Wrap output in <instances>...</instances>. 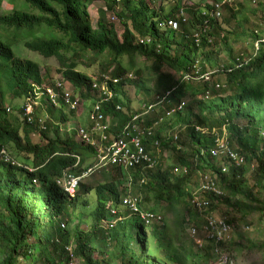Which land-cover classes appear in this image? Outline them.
Segmentation results:
<instances>
[{
    "label": "trees",
    "instance_id": "1",
    "mask_svg": "<svg viewBox=\"0 0 264 264\" xmlns=\"http://www.w3.org/2000/svg\"><path fill=\"white\" fill-rule=\"evenodd\" d=\"M3 1L0 0V9ZM22 1L25 5L22 4L20 9L14 7L13 13L0 16V264H70L74 258L81 260L83 264H112L117 262L112 261L114 252L122 255L119 264H165L158 257V250L162 247V252L167 257L168 245H163L164 242L158 240L154 250L153 243L147 240V230H150V237L153 239L159 238L163 233L145 226L140 214L128 209L130 213L127 212L125 219L119 212H111L112 209L121 207L120 179L126 178V175H130L133 182L145 180L148 183L145 184V205L149 206V194L152 192L156 203L153 206L160 205L161 202L175 205L182 201L190 216L187 222L199 227L201 224L195 217H198L197 214L203 217V214L193 204V192L199 184L196 183L194 190L193 185L189 186L190 178L195 172L209 171L215 176L222 195L205 194L208 214L222 216L225 212L217 211V208L226 203L228 207L238 211L257 210L264 219V135L261 133V129H264V113L259 111L264 106V43L260 44L257 54L251 44L250 49L245 48L233 57V47L229 40L238 39L237 36L242 38L244 34L243 29L231 24V19H235L238 10L236 6H241L239 1L234 0L232 4L229 2L225 6L221 17L226 11L230 18L225 15L221 25L218 23L219 18L204 15L203 9L195 12L193 7L186 9L190 19L183 22L180 14L185 10L179 1L178 6L165 13L162 8L160 11L150 10L147 0H139L133 5L124 0V8L120 14L123 22L121 35L111 23L105 25L98 22L97 28L93 27L87 10V4L91 0ZM120 2L108 0V8L113 11ZM259 14L258 20L264 22L262 4L255 14L256 18ZM170 20L176 21V29L162 27ZM206 22L210 26V37H201L200 44L197 45L194 34ZM257 28L258 24L251 31V36H257ZM47 33L49 35L46 36ZM60 36L67 41L64 42ZM28 37L32 39L25 43L26 48L46 58L60 59L65 67L63 77L70 83L71 92L83 97L90 94L93 86L91 78L77 70L78 60L87 53H93L95 57L106 54L109 60L112 57L111 64L112 61L115 62L116 69L103 73L97 82L101 86L104 80L109 81L108 87L117 95L124 92L123 85L131 81L127 67L123 66L125 56L131 58L136 55L139 59H145H140L141 62H151L150 71L156 77L154 94L148 93V97L141 100L147 116L142 115L145 120L139 121L147 132H151L152 140H144L147 153L152 158H160L155 141H161V146L167 145L161 140L160 133L168 116H171V121L175 119L177 124L187 127L189 148L194 147L180 151L182 154L177 164L166 170L156 167L158 162L153 159L156 169L148 168L146 163L127 172L115 167L108 168L114 172L111 181L98 182L95 187L81 182L75 195L71 196L58 185L59 181H64L65 173L80 177L88 168L94 167L96 150L80 141L75 130L64 138L61 136L60 129L67 121V115L63 110L56 112L48 99L45 104L46 114L43 115L49 116V119L45 120H42L41 109L26 114L23 106L20 110L23 116L18 119L12 113L19 107L12 103L5 106L7 95L12 100L45 96L41 91L44 90L45 93V88L38 86L37 89L32 83L42 85L46 79L41 75L38 64L21 59L13 49L18 38ZM65 53H72L78 60L69 59L70 63L64 64L62 59L65 58ZM227 54L229 59L224 62L222 57ZM253 54L256 55L253 57ZM240 63L243 67L237 68ZM165 67L172 72L164 73ZM210 68L217 70L212 77L218 75L224 83L201 78ZM115 79L118 81L113 82ZM58 82L65 81L60 80L56 84ZM216 84L220 85L219 88H216ZM187 96H190L193 104L185 107L183 100ZM198 96L201 98L198 99ZM119 98L120 96L101 106L105 118H112L108 130L112 137L122 135L133 114L129 106L122 110L116 109L121 103ZM57 100L60 102V96ZM65 105L63 101L60 102V106ZM194 108L197 109L196 112ZM139 111L135 113L139 114ZM169 112L170 115H167ZM55 119L56 122L53 121ZM160 119L161 126L154 127L153 122H159ZM242 121L246 124H241ZM196 127L208 129L210 133L197 132ZM32 135H36L39 141L33 142ZM216 138H224L229 151L244 154L248 166L246 163L235 164L230 154L225 152L220 154L218 162L212 150L218 148ZM10 144L14 151L27 156L24 160H29L26 162L28 165H25V161L21 164L33 171L12 165V160H7L6 153H2V150L7 149ZM174 150L179 151L176 147ZM221 162L229 165L227 173H223L218 165ZM250 166L253 168L252 180L255 185H250L245 178ZM175 168L181 169L178 174L174 173ZM183 169H186V173ZM140 186L143 187L144 184L140 183ZM260 186L263 193L256 194ZM230 197H241L243 200L232 201ZM244 200L254 202L255 206ZM94 202L95 207L92 206ZM141 204V210L148 212ZM80 205L91 207V212L87 213L92 220L89 231L81 229L80 224L75 223L76 210ZM108 205H112L109 210ZM151 213L157 214L154 210ZM109 214L113 218L120 216L122 219L114 227L104 229L99 223L108 219ZM33 237L34 242L31 241ZM100 238L104 248H107V255L102 249L100 251L93 246L94 241ZM261 248L264 249V244H261ZM102 254L105 255L104 259L96 258ZM176 261L180 262L179 259Z\"/></svg>",
    "mask_w": 264,
    "mask_h": 264
},
{
    "label": "rangeland",
    "instance_id": "2",
    "mask_svg": "<svg viewBox=\"0 0 264 264\" xmlns=\"http://www.w3.org/2000/svg\"><path fill=\"white\" fill-rule=\"evenodd\" d=\"M121 1L120 3L116 4L114 7V10L108 8V0H91L87 4V10L90 15V18L92 20V24L94 28H97L98 22H102L105 25H108L111 23L115 29L117 30V33L121 35L123 30V22H122V16L121 11L123 10V1L124 0H117ZM129 1L130 4L133 5V3H138L139 0H125ZM178 1L180 2V6L185 10L183 13L185 18L188 20L190 19V16L187 14V10L189 8L193 7L195 12L197 10H205L206 5H209V3H217L218 1L222 0H147V4L150 10L155 9L156 11H160V8H162L165 13L171 11L174 7L178 6ZM234 0H231L230 3L232 4ZM239 1L241 3V6H236L237 11L235 14V19H231V24L235 25L240 30L243 29L244 34L241 37L237 36L238 39L229 40L230 45L233 47V57H235L237 54H240L239 52L244 51L243 49L247 48L250 49L251 44L254 42V37L251 36V31L256 28V25L261 22L256 18L255 14L259 10L258 4L255 6L251 1L248 0H235ZM264 2V0H260L259 2ZM258 2V3H259ZM229 3V4H230ZM25 2L22 0H4L1 9H0V16L1 15H8L13 13L14 7L17 9L21 8V5ZM227 4V5H229ZM198 7V8H197ZM26 8V6H25ZM225 8V6H224ZM223 8V11H224ZM202 10V13L204 14V11ZM117 11V13H116ZM227 15L230 18L229 13L227 14L225 11V14H223V17ZM223 17L219 18L218 23L223 25ZM227 17V18H228ZM178 25V24H177ZM174 29V28H173ZM227 30H230V27L226 28ZM261 30V29H260ZM263 31V30H261ZM53 32V31H52ZM44 34V33H42ZM56 35H59L58 32L55 33ZM49 35L48 33L46 36ZM204 36L205 38H209L208 32L200 29L199 36ZM38 36H41L39 34ZM19 39V38H18ZM16 41V43L13 46V49L18 57L21 59H28L38 64L40 68V73L43 77H46V79L43 81V87L50 88L56 84L57 81L63 80L65 81L64 85L67 86V88L71 91V86L69 82H66V80L63 77V72L65 70V67L62 65V62L57 57H49L46 58L42 56L39 53L31 52L29 51L25 43L28 41H31L32 38H23ZM60 39H63L64 42L67 41L66 38H63L60 36ZM249 42V43H248ZM252 53V50L251 52ZM65 58H63L64 64H69L71 60H78L76 57L72 56V53H65ZM201 55V54H200ZM202 57V55H201ZM108 55H98L94 56L93 53H87L84 58H80L78 60L77 64V70L80 73H83L87 75L89 78H91L92 82H95L98 80L103 73L111 72L116 69L115 62L111 59H107ZM141 61H145L144 58H141ZM138 56L133 55L131 58L128 56H125L123 58V66L127 67V72L130 73L131 81L123 85L125 87V91L120 93L119 96L122 98L121 103L123 104V108L129 106L130 108L135 111L138 109V107L143 104L141 100H145L148 96L146 94L152 93L153 89H155V79L156 77L153 76L150 71V65L151 62H141ZM229 59V54L225 55V57H222V60L226 62ZM139 60V61H138ZM109 65V66H108ZM108 67V68H107ZM213 70V69H209ZM164 73H171V69L168 67H165L163 69ZM142 78V79H141ZM222 81V77L220 79ZM91 82V83H92ZM223 82V81H222ZM224 83V82H223ZM139 84V85H138ZM142 85H145L143 87ZM101 90V87L98 91ZM143 90V91H142ZM76 96H81L79 93L75 94ZM82 97V101L86 107V111L80 114L70 113L69 108H64L63 111L67 115V121L63 125V128L60 129V134L64 138L68 134L70 135L72 130H80L83 129L86 132H89L90 129L87 128L89 122L87 121L86 112L90 110L89 108V100L91 98H95L93 94L90 92V94L87 97ZM190 97V96H189ZM188 96L185 97L183 100L185 102V107H188L192 105V99ZM198 99L201 98L200 96L197 97ZM150 99V98H149ZM12 104L19 107L18 110L14 109V112L11 113L17 116V118L21 119L23 116V112L21 110L22 106L24 107L25 113L31 114L36 109H41L42 112V120H45L43 114H46V98L41 97L38 99L37 97H33L30 99L22 98H16L12 100L10 98V95H7L5 100V106H10ZM44 107V108H41ZM195 112L197 111L196 108H194ZM60 111V109L55 110ZM187 111V110H186ZM260 113H264V106L259 110ZM183 116H186L183 114ZM173 119L171 121H165L163 123V130H161V140L164 141V144L167 143L165 146L159 145L158 147V153L160 154V158H158V163L156 164V167H161L163 170L168 168L171 165L177 164L178 160L180 159V155L182 154L180 151H186L189 148L190 145V138H189V131L187 127L184 125L177 124ZM53 121H57L56 119ZM111 120L110 117L106 118L105 124H110ZM241 124H246V122H241ZM142 130L140 129H135ZM261 133L264 135V129H261ZM90 134V132H89ZM140 136H139V135ZM177 134L178 140L173 141L172 136ZM91 137H94L92 134H90ZM135 137L139 138L140 140H152L151 137H142V133L138 132ZM33 142L39 141L38 137L36 135L31 136ZM171 138V140H169ZM217 147L213 148L212 150L216 153L220 152L222 148L226 149L228 151V146H225V140L224 138L221 139H215ZM96 143L94 139L92 140L91 146H93ZM174 147H176L175 151ZM191 146L189 148L192 149ZM7 149L2 150V153H6L7 160L11 159L13 163L18 164L22 161L28 162L29 160H24L27 156L25 154H19L17 151H14V147L10 144ZM226 152V151H225ZM233 157L237 159H244V154H241L240 152H232ZM246 159V158H245ZM244 159V163L248 166V163ZM4 160V161H7ZM216 160L220 162V157L217 156ZM94 160L92 161V163ZM23 163V162H22ZM91 163V164H92ZM221 168H228L229 165L218 163ZM249 168V167H248ZM156 169V168H154ZM208 175L209 171L207 172H195L190 178V187H194V190L196 189V183H200L201 175L206 174ZM70 174V173H65ZM254 174L252 166L248 170H246L245 178L250 183V185H255V182H253L252 175ZM111 175H114V172L111 169L107 170H99L94 172L92 175H89L87 177H84L82 179V184L86 186H93L95 187L98 182H109L111 181ZM175 176V174H174ZM120 190L122 191V198L129 197L131 199H139L142 206L145 207L144 209H148L151 211H156L157 214L155 218L150 219L149 221H145V226H151L153 227V230H157L158 233H163L159 238H151L150 237V230H147V240L149 243H153L154 250H155V244L158 240L160 242H164L163 245H168V256L162 252L163 248L161 247L158 250V257L163 260L165 264H212L213 261L217 262L219 260V257L215 254V245L212 241H210L207 238L206 234V226H204L205 222L203 223V217L201 215L197 214V218L195 217V220L199 222L201 225L199 227L193 226L187 222V220L190 218V216L187 214L185 208L184 202H179L174 205V203H167V202H161L160 205H155L154 200V192L150 193V204L149 206L145 205V197L147 196L146 192V182L141 183L144 184L143 187L140 186V183L138 181L132 180V177L130 175H126V178L120 179ZM59 184V183H58ZM146 184V185H145ZM257 193H263L261 186L257 190ZM94 195V194H93ZM263 195L260 196L262 198ZM232 201H235L236 199L243 200L241 197H230ZM249 204H252L255 206V203L252 201L244 200ZM122 205H126L124 203V200L121 201ZM96 202L92 204L93 207H95ZM108 210L112 208V205L107 206ZM157 207V208H154ZM91 207H84L80 205L78 209L76 210V219L75 223H79L81 226V229L85 231H89L92 220L88 216L87 213L91 212ZM117 211L119 212V215L122 217L127 218V208L124 207H117ZM217 211H223L222 216L218 217H225V219L230 221L234 225V229L231 232L230 240L224 244H222L219 248L220 251L224 252V254L230 255V260L234 262V264H264V249L261 248V244H264V219L261 217V214L257 210H252L250 212H244V211H238L235 208H230L226 205V203H222L218 205ZM117 212V213H118ZM130 213V212H129ZM248 213V214H247ZM204 214H208L206 211H204ZM83 215V216H81ZM215 216V215H214ZM120 220L117 217L113 218L110 214L108 215V219H104L100 221L99 225L104 227V229H109L115 226L117 221ZM196 228L197 232L196 234L191 233V229ZM34 242V237L31 240ZM93 246L100 250H103L105 254L106 247L104 248L103 240L97 239L94 241ZM122 247V245H120ZM109 249H112V246H109ZM122 255L120 252H114L112 256V264H119V260H121ZM96 258L104 259L105 255L102 254V256L97 255ZM176 259H179L180 262H177ZM70 264H83V262L79 259L74 258Z\"/></svg>",
    "mask_w": 264,
    "mask_h": 264
},
{
    "label": "built area",
    "instance_id": "3",
    "mask_svg": "<svg viewBox=\"0 0 264 264\" xmlns=\"http://www.w3.org/2000/svg\"><path fill=\"white\" fill-rule=\"evenodd\" d=\"M226 2V0L223 1V3ZM215 8L217 9V16L220 15V7L221 4H214ZM184 11H181V16L183 19V22L186 21V18L183 16ZM205 14V13H204ZM177 23L174 20H170L167 23L163 24L162 27L170 28V29H176ZM205 32L208 30L207 22L204 27ZM199 32H196L194 34V39L197 44L200 42V36ZM147 40V39H145ZM256 48L258 49V45H256ZM199 70H197V73ZM215 73V71L208 72L201 78L210 82H216L217 77L213 78L212 75ZM116 82V80H115ZM219 84H216V88H219ZM94 88H97V85H94ZM103 90H105V87H102ZM46 93L49 97V100L51 104L54 107H57L60 102H58L57 97L60 96V101H63V103L66 104V106L77 113H82L86 111L85 105L82 101L81 96H76L71 91L67 89V87L62 82H58L56 84L55 89L48 88L46 90ZM29 114V113H27ZM138 119V117H135L131 123H129L125 130L123 131V134L121 137L118 138H112L110 141V144H105V141L109 140L108 136L106 135V132L109 129V125L105 124V116L101 112V106L99 103L95 104L91 111L89 112V121L91 123V129L90 134H92L94 137H91L89 132L84 131L83 129H78V139L80 141H83L87 144H92V140L96 141V143L93 145L97 149V158H98V168H104L108 165H113L117 167H121L123 169H129L134 167H139L142 164H147V167L152 169L155 166V163L153 162V158L145 151V148L143 146V140H140L139 138L135 137L138 132L142 133V137H144L145 132L142 129H140L138 125H136L134 122ZM149 135L151 134L150 130L147 132ZM139 135V134H138ZM95 136L99 137V139H96ZM140 136V135H139ZM226 151V152H225ZM230 154V157L233 159L235 164L241 165L244 163V159H237L234 158L229 150L222 148L220 152L216 153L213 152V156L220 157V154L224 153ZM153 159V160H152ZM223 173H227L229 168H222L221 169ZM186 173V169L183 170ZM91 172V170L89 171ZM175 172H180L178 169L175 170ZM87 174V173H86ZM85 174V175H86ZM64 181H59V184L62 185L63 189L70 193L72 196L75 194L79 182L81 180V177H76L70 174H66L64 177ZM200 183L198 185V188L193 192V204L197 208V210L203 214L205 224L206 226V234L207 238L212 241L215 245V254L217 257H219V260L217 262L213 261L212 264H234L232 260H230V255L224 254V252L220 251L218 247H220L222 244L228 242L231 237V232L234 229V225L228 220L225 219V217H218L210 214H204V211H207L208 207V200L205 195L199 196L201 194H213L215 196H221L222 190L216 185L215 182V176H212V174L209 172L208 175L203 174L201 175V178L199 179ZM62 183V184H61ZM124 203L126 204L130 210L134 212H139L137 207V199H131L126 198L124 199ZM114 213V212H113ZM141 218L144 221H149L150 219L155 218L154 215L151 213H141ZM197 230L196 228L191 229V233L196 234Z\"/></svg>",
    "mask_w": 264,
    "mask_h": 264
},
{
    "label": "clouds",
    "instance_id": "4",
    "mask_svg": "<svg viewBox=\"0 0 264 264\" xmlns=\"http://www.w3.org/2000/svg\"><path fill=\"white\" fill-rule=\"evenodd\" d=\"M223 1L224 0H222V1H218L217 3H209L210 4V6L209 5H206V7H205V10H203L204 11V15H206V14H209L213 19H216V18H220L221 16H222V13H223V8H224V6H226L229 2H230V0H226V2H224L223 3ZM260 0H253L252 1V3L256 6L257 4H258V8L260 9V6H261V4L262 5H264V2H259ZM259 2V3H258ZM214 4H221V7H220V10H219V12H220V15L219 16H217L216 14H217V9L215 8V5ZM212 8V10H209V8ZM185 17V16H184ZM186 21H187V19H186ZM207 26H208V30H207V32L209 33V31H210V26H209V23H207ZM258 26H259V28H257L256 30H255V33L257 34V36H255L254 38V42L252 43V45H254V49H255V52H256V54H257V52L259 51V48H260V44L261 43H264V22H259L258 23ZM204 27H205V25H204ZM204 27L202 28V29H204ZM263 30V31H261V30ZM201 37H203V35L202 36H200V39H201ZM253 37V36H252ZM195 40V39H194ZM197 44V43H196ZM199 44H200V42H199ZM199 44H197V45H199ZM256 45H258V49L256 48ZM256 54H253V57L256 55ZM243 55V54H242ZM237 68H242L243 67V64L242 63H240L239 65H237L236 66ZM212 71H217L216 69H213V70H210V72H212ZM215 77H217V79H216V82H219V81H221L220 79V77H218V75L217 76H215ZM214 77V78H215ZM116 80V79H115ZM115 80H113V82H115ZM118 80H116V82H117ZM109 81H106V80H104V82H103V84L100 86L99 84H98V82H97V80L95 81V82H93V86H92V90H91V93L93 94V96H95V98H91L88 102H89V104H90V106H89V108H90V110L89 111H87L86 113V116H87V121L89 122V124H88V126H87V128H89V129H91V123H90V121H89V112L91 111V109H92V107L95 105V104H97V103H99L100 104V106H102V104L104 103H110V102H112L114 99H116L119 95H117L116 93H115V91L114 90H111L109 87H108V85H107V83H108ZM33 83V86H35V87H37V89H38V86L39 87H43V84L42 85H38L36 82H32ZM65 83V82H64ZM94 85H97V88H94ZM67 87V86H66ZM100 87H101V90L100 91H98L99 89H100ZM102 87H105L106 89L105 90H103L102 89ZM43 88H45V93H44V90H41L42 92H43V94H45V98H46V101H47V99H48V101L50 102V100H49V97H48V95H47V93H46V90L48 89V88H46L45 86L43 87ZM56 88V86H53V87H50V89H55ZM36 97L38 98V99H40L41 97H42V95H36ZM120 99V102H121V100H122V98L120 97L119 98ZM31 100V99H30ZM61 102V101H60ZM51 103V102H50ZM52 108H54V106L52 105L51 106ZM22 108H23V106H22ZM66 109L67 108V106L65 105V106H60V104L57 106V107H55V110L56 109H60V110H63V109ZM86 108V107H85ZM117 110H122V109H124L123 108V104L122 103H120L119 105H117V108H116ZM131 109H132V107H131ZM70 110V109H69ZM87 110V109H86ZM133 110V109H132ZM138 110H140L139 111V114H136L135 112L136 111H138ZM70 113H75V114H80V113H77V112H75V111H72V110H70ZM83 113V112H82ZM173 114V111H172V113H171V115ZM147 116V112L145 111V109H144V106H142V105H140L139 107H138V109L137 110H133V114L131 115L132 117H131V119L129 120V122L127 123V125L129 124V123H131L132 121H133V119L135 118V117H138V119L134 122L136 125H138L140 128H142L143 130H144V132H145V135H144V137H149L150 135L147 133V130H145L143 127L144 126H142L141 124H140V120H145V118H143V117H141V116ZM167 115H170V112L169 113H167ZM170 117L171 116H168L167 117V119H166V121H168V120H170ZM46 119H49V116H47V117H45ZM112 119V118H111ZM110 119V120H111ZM162 122V119H160V121L159 122H153V126L154 127H158V126H161L160 125V123ZM126 125V126H127ZM61 128H63V126L61 127ZM126 128V127H125ZM125 128H124V130H125ZM109 130V129H108ZM123 130V131H124ZM195 130L197 131V132H200V133H203V134H209L210 133V131L208 130V129H204V128H200V127H196L195 128ZM76 132L78 133V130H76ZM122 134H123V132H122ZM106 135L108 136V138H109V140H107V141H105V144H110V141H111V139L112 138H118V137H112V136H110L109 135V133H108V131L106 132ZM122 136V135H121ZM120 136V137H121ZM77 138H78V135H77ZM95 138L96 139H99V137H97V136H95ZM172 140L173 141H177L178 140V135L177 134H175V135H173L172 136ZM90 145V144H89ZM159 145H161V141H159V140H156L155 141V148H156V151H157V153H158V147H159ZM143 146H144V148H145V151L147 152V150H146V147H145V144H144V140H143ZM93 149H95L96 150V154L98 155V153H97V149L95 148V147H93V146H91ZM151 154V153H150ZM159 154V153H158ZM97 155H96V163H95V166L94 167H91V168H88V170L86 171V172H84L80 177H81V180H80V182H79V184L82 182V179L84 178V177H87V176H89V175H92L94 172H96V171H99V170H103V169H108V168H111V167H115V168H119V169H121V170H123V171H125V172H127V171H129L130 169H132V168H129V169H123V168H121V167H117V166H113V165H108L107 167H104V168H98L97 167V164H98V158H97ZM152 155V154H151ZM245 157V156H244ZM215 158H217V157H215ZM154 160H158V158L155 156L154 158H153ZM245 159V158H244ZM158 162V161H157ZM12 165L14 164L15 166H17V167H24V168H26V169H28L29 171H33V169H31V168H29V167H27V166H25V165H23V164H21V163H18V164H15V163H11ZM242 165H244V164H242ZM134 168H138V167H134ZM229 168V167H228ZM143 169H146V168H143ZM176 169H178L179 171L181 170V169H179V168H175L174 169V173L175 174H178L179 172H175V170ZM91 170V172H89ZM184 170V169H183ZM87 173V174H86ZM86 174V175H85ZM68 175V174H67ZM70 175H72V174H70ZM73 176H75V175H73ZM77 177V176H76ZM146 181L145 180H142L141 181V183H145ZM59 185V184H58ZM61 187H62V185H60ZM79 186V185H78ZM63 188V187H62ZM64 190V189H63ZM65 191V190H64ZM66 192V191H65ZM68 193V192H67ZM76 193V192H75ZM68 194H70V193H68ZM71 195V194H70ZM75 195V194H74ZM73 195V196H74ZM72 196V195H71ZM126 198H129V197H126ZM126 198H124V199H126ZM123 198H122V200H124ZM137 199V198H136ZM138 203H140V200L139 199H137V207H138V211L139 212H134V211H132V210H130L127 206H125V205H122L121 204V206L122 207H124V208H127L129 211H131L132 213H137V214H141V213H151V211L149 210L148 212H143L142 210H141V208H140V205L138 204ZM112 214H116L118 211L117 210H114V209H112ZM114 212V213H113ZM159 215V214H158ZM118 219H122V217H118V216H116ZM115 217V218H116ZM140 217H141V215H140ZM142 219V218H141ZM143 220V219H142ZM119 221V220H118ZM144 221V220H143ZM145 222V221H144Z\"/></svg>",
    "mask_w": 264,
    "mask_h": 264
},
{
    "label": "bare ground",
    "instance_id": "5",
    "mask_svg": "<svg viewBox=\"0 0 264 264\" xmlns=\"http://www.w3.org/2000/svg\"><path fill=\"white\" fill-rule=\"evenodd\" d=\"M202 195H205V194H201V195H199V196H202ZM151 214L154 215V216L158 215V214H156V213H151Z\"/></svg>",
    "mask_w": 264,
    "mask_h": 264
}]
</instances>
